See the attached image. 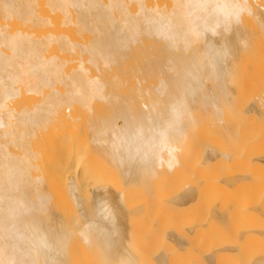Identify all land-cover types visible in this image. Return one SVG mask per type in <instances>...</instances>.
<instances>
[{"label":"bare ground","instance_id":"6f19581e","mask_svg":"<svg viewBox=\"0 0 264 264\" xmlns=\"http://www.w3.org/2000/svg\"><path fill=\"white\" fill-rule=\"evenodd\" d=\"M40 5L73 23L82 40L52 30L36 34L35 27L50 23ZM13 17L21 28L0 23V264H143L137 250L147 249L136 240V223L153 218L155 227L163 224L169 248H188L193 222L188 235L164 222L197 202L199 187L219 194L256 186L250 172L197 178L200 186L185 168L192 149L203 167L237 163L211 142L228 134L237 139L229 118L237 114L235 94L247 64L252 74L264 73L254 66L264 54L255 45L264 36V0H0V20ZM60 52L79 59L67 68ZM261 75H254L262 80L253 100L237 102L242 119L264 118ZM79 120L90 155L112 173L114 187L103 181L90 187L87 172L65 180L60 157L50 159L53 165L43 160L39 132H66L67 121L80 129ZM260 138L248 142L257 148ZM70 145L69 162L77 152ZM244 158L247 166L264 165L258 152ZM59 180L65 182L57 193ZM216 202L210 214L222 228L234 213ZM225 244L208 253V262L238 247ZM153 256L154 264L169 263L163 248ZM262 257L255 264H264Z\"/></svg>","mask_w":264,"mask_h":264},{"label":"rangeland","instance_id":"374dc122","mask_svg":"<svg viewBox=\"0 0 264 264\" xmlns=\"http://www.w3.org/2000/svg\"><path fill=\"white\" fill-rule=\"evenodd\" d=\"M42 7L43 6L40 5V10L42 11L43 15L49 19L50 23L47 24L45 27H35L34 30H35L36 34L44 32L46 30H52L58 34L65 33V34L69 35V37L72 41L82 40L76 34V32L73 30L74 29L73 23L63 24V22H61V18H60L59 14L46 13L43 11ZM1 21L2 22H8L10 29L21 28V26L19 25L20 22L18 21V19L14 18V17L7 20V21L6 20L5 21L0 20V23H1ZM244 21L246 24L250 22L249 19H245ZM25 28L26 27H23V29H25ZM253 28L254 27H252L251 29H253ZM255 45L258 46V47H256L257 51H258V49H261L259 47H264V36H260L259 38H257V40L255 41ZM59 55L61 57H67L69 59L70 62L68 64L67 68H69V66L76 64V62L79 59L78 55H76V54L70 55L67 52H60ZM261 55H262L261 60L258 61L257 63H255L256 65L254 64V66L256 67L257 65H259V66H257L258 68L261 66L259 70L264 71V54L262 53ZM245 61H247V62H245L246 64L249 62V60H245ZM250 62L247 64V66L248 65L251 66ZM245 63H243V65H245ZM247 66L245 67V70L247 71V69H248L247 73H249V75H251L252 77L248 76L247 74H246L247 75L246 76L245 75L246 71L244 72V75L241 74L242 76L239 77L237 94H235V96H236L235 105L236 106H235V110H234V113H237V114H234V116H233L234 118L232 116L229 118V120L231 119V121H232L231 123L229 121V130H230V132H231V130L233 132L238 130L237 135L235 136L237 139L230 140V138H232V136L229 137V135H231V134H228L227 140L225 139L226 137H224V136H219V137L214 136V138L211 142V143H215V146L217 145V147L219 149L224 148L226 150L227 149L230 150L235 155V158L237 157L236 158L237 163L234 162V163L227 164V165L222 164L224 166V168L222 167V165H219V167L218 166H217V168L215 167L216 169L210 168L207 166L203 167L197 161V159H198L197 157H199V153H197L198 152L197 149L196 150L192 149L193 152L192 151H191V153L189 152L190 154H188V160H187L188 165H189V169L187 167L185 169H186L188 178L192 182H195L197 180L200 181V179H197V178H201L203 180L204 177L205 178L206 177L207 178L212 177L213 179H215V177H216V179L218 180V178L221 176L222 177L223 176L225 177L227 175L230 176L233 173H234L233 175H235V173L249 174V172H250V174H249L250 178H251V180H252V178L254 181L256 180L255 181L256 186L255 185L254 186L249 185V187H253V188L248 187V189H242V190L239 188L236 189V187H234L235 190H232V192L225 193V191L224 192L220 191L219 194L216 192H213V191H215L214 189L212 192H210L212 189L207 191L203 187L204 190H201L202 188L198 186L199 192L201 193V191H202V193L201 194L197 193L200 195V197L197 196L198 197L196 199L197 202L191 203V204L185 206L184 208L177 210L175 212V215H173L171 220L164 222V223H166L167 228H169V229L170 228L171 229L172 228H176V229L178 228L177 230L182 231L184 234H185V231L189 229V227H187V228H185V227L187 225L189 226L190 223L193 222V224L191 223L192 227L189 229L190 231L192 229L193 230H192V233H189L190 234V236H189L190 242H189V245L187 246L188 248H186V246L184 247L186 249H184V248L183 249H176L174 247L169 248L167 240L162 237V233L159 230V228L161 226H163V224L159 223L158 226H160V227H158V226L155 227L157 225L155 223V219L151 218L150 220H148V222L143 221V222H141V224H138V225L136 223L137 228L135 229V234L138 236V238L136 240L139 242V244L142 243V246L145 249H147V250H137V251L141 252V258H142L143 264H154V262H153L154 256L153 255L156 254L158 251H160L162 248L164 249V251H166L168 253V258H167L169 260L168 264H208V263H212V264H255V262H256L255 259H257L259 256L262 257V255L264 257V254H263L264 253V214H263V210H264L263 209L264 208V165L261 164L258 166H251V165L247 166L246 161L243 162V159L245 160L244 157L247 154H250V151H251V153H255V152L257 153L258 152L259 154L264 155V145L260 144V146L257 147V144H256L257 148H255L254 143H253V145H251L252 143L250 144V142H248L249 140L255 139L257 137L260 138L261 136L263 137L262 139L260 138L261 141L264 139V118L259 117V116L258 117L257 116H249V114H247V115H244V118L242 119V117L240 118V116H241L240 111L242 109L240 108L241 110H239L238 105H237V102H238L239 106L241 105L242 102H244L245 104L243 103V105L240 106V107H242V106L244 107L250 101L253 100V97H254L253 93L258 92V90L260 89L259 88L260 82L262 80V79H260L257 81L256 77H258V76H260V74H262L261 78H263L264 73L259 72V71L258 72L255 71L253 73L254 75H257L255 77L251 73V71H252L251 68L249 69ZM258 68H257V70H258ZM241 73H243V71H241ZM255 73H257V74H255ZM238 110H239V112H237ZM236 115H238V116H236ZM235 118H236V120H235ZM82 122H83L82 120H79V128L80 129H78V128L75 129L72 126L71 122L67 121V123H66L67 131L66 132L65 131L64 132H62V131L57 132L56 130H53L55 132H53L51 130V131H49V133L48 132L47 133L39 132V138H38V141H36V144H40L39 148L45 154L43 160L45 159L48 161V163H50L49 165H53L52 164L53 162H51V160L53 159V161H54V156L57 155L58 157H60L59 160L64 161V163L66 165L65 167H67L65 169V172L67 174L65 175V172L63 174V177L65 175V177H64V178H66L65 180H67L68 177H70V176L81 177L82 174H85L87 172L88 174L86 173L85 175H88V177L85 180H89V181H85V182L86 183H92L90 185V187L92 185H95L97 182L99 183L100 181H103L106 183L108 182L114 187L116 183L113 179L112 173L108 171V169L101 163V161H99L96 158H93L92 155H90L91 154L90 145H89L90 142H89L87 135L83 131V125H82L83 123ZM231 124H232V126L233 125L236 126L237 130L234 129V126L232 128ZM237 126H239V128ZM259 134H261V135H259ZM216 139H217V141H216ZM234 141H236V142H234ZM230 142H231V144H230ZM70 144H72V145H70ZM67 145L72 146L73 149L75 147V150L77 152H74V156L75 157H76V155L78 156L77 158H75V157L73 159L71 158L72 161H70V162L68 161L69 158L65 157V153L71 154L70 152L66 151ZM232 145H234V146H232ZM221 147H223V148H221ZM75 150H73V151H75ZM69 151H72V150L69 148ZM260 152H262V153H260ZM69 156L71 157V155H69ZM58 157H57V159H58ZM47 161H45V163H47ZM227 163H230V162H227ZM43 164H44V162H43ZM49 165H45V166H48L47 168L50 170V168H52V167L49 168ZM54 166H53V169H55ZM47 168L45 169L46 171L48 170ZM49 170H48L47 174H48V176H51V175H49ZM63 170H64V168H63ZM226 170H228V171H226ZM224 171H226L227 173L225 172L223 174ZM50 172H51V170H50ZM62 172H59V173H62ZM251 175H252V177H251ZM53 176H55V174ZM53 176H51V178ZM256 176H257V178H256ZM61 177H62V175H61ZM63 177H62V181L64 180ZM53 178H55V177H53ZM56 178H57V176H56ZM205 180L203 181L204 183L207 182V179H205ZM217 180H214L215 184L218 183ZM62 181L59 180V183H57V182L55 183V185L59 184V186L56 187L57 193L60 192L59 189L62 190V188H63L62 186H63V183L65 181L63 183H62ZM211 181H213V180H211ZM247 181L250 182L249 178L247 179ZM254 181H253V183H254ZM257 181L261 182V183L260 184L258 183L259 185H257ZM198 183L201 186V184H200L201 181ZM208 183H209V179H208ZM245 184H247V182ZM203 185L204 184L202 183V186ZM240 185H236V186H240ZM242 186L243 185H241V187ZM211 187L213 188V186H211ZM217 187H220V185ZM257 187H259L261 189L259 190V188H257ZM87 188H88V186H87ZM207 188H209V187L207 186ZM217 190H219V189H217ZM221 194H223V195H221ZM217 200L218 201L220 200L221 202L223 201L222 202L223 204L220 205V208H223L224 210H226L225 205L227 204L226 207L228 206L232 209L231 210L227 207L228 213H230L229 210H231V212L234 213V214L231 213L233 216H231V217L229 216V218H228V219H231V221H229V220L224 221V220L220 219L221 220V223H220L219 222L220 220H218V218L216 219V221L218 220V223H220V224H222L223 221L227 222V223L229 221L228 225H226L225 227L221 226L222 228H220V226L218 227L217 225H215V223H216L215 219H214V222H212L214 216L211 217L212 215L210 214L211 211H213V209H214L213 206L217 203L216 202ZM59 201L61 203H64L63 199H59ZM209 201H212L213 203L212 204H211V202L208 203ZM248 201H249L250 205L253 204L252 206H258V207H253V209H251V207H252L251 206L249 208ZM214 202H216V203H214ZM217 204H220V202ZM246 204H248V208H247ZM222 205H224V207ZM236 205L238 206V208L236 207ZM211 206H212V208H211ZM215 206H216L215 208H219L217 205H215ZM242 206L244 207L243 209L241 208ZM245 206H246V208H245ZM261 206H263V208H261ZM233 207L237 208V209H234ZM204 209H206V210H204ZM258 209H260L262 211H260ZM236 210H239V212L242 211V213H239V216H238V214H237L238 211H236ZM252 210H253V212H252ZM205 211H208V212H205ZM245 211H246V213H244ZM235 212L237 215L235 214ZM257 213H259L260 215ZM194 223H195V226H194L195 228L193 227ZM220 224H218V225H220ZM223 225H225V223H223ZM190 231H186L187 232L186 235H188V232H190ZM228 243L229 244L232 243L236 247L237 246L238 247L235 248L236 250H233V251L226 250L225 252H223L221 254L219 253V255L213 254L214 255V258H213L214 261L212 260L211 262H208V260L206 259L207 257H209L208 253L210 255V252L212 250H214L218 245H221V244L222 245H224V244L228 245ZM160 247H162V248H160ZM192 258H194V259H192Z\"/></svg>","mask_w":264,"mask_h":264}]
</instances>
